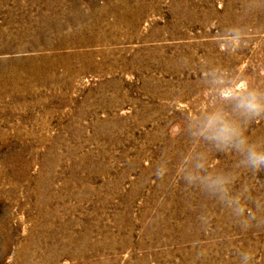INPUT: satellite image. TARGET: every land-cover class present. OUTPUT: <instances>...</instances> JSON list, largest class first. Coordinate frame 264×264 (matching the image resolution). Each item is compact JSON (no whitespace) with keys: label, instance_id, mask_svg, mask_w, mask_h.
Returning a JSON list of instances; mask_svg holds the SVG:
<instances>
[{"label":"rangeland","instance_id":"rangeland-1","mask_svg":"<svg viewBox=\"0 0 264 264\" xmlns=\"http://www.w3.org/2000/svg\"><path fill=\"white\" fill-rule=\"evenodd\" d=\"M243 5L0 0V264H240L242 250L264 264V226L242 230L176 174L206 147L183 131L210 103L205 66L264 83V8ZM232 25L248 37L235 54L217 43ZM238 159L211 165L264 199V172Z\"/></svg>","mask_w":264,"mask_h":264},{"label":"clouds","instance_id":"clouds-1","mask_svg":"<svg viewBox=\"0 0 264 264\" xmlns=\"http://www.w3.org/2000/svg\"><path fill=\"white\" fill-rule=\"evenodd\" d=\"M246 11L264 8V0H244ZM229 54L247 47V29L239 25L226 28L217 41ZM187 63V61H185ZM203 85L209 93L207 107L186 119L183 131L203 150L193 149L184 154L176 167V174L188 189H196L228 209L238 226L247 231L253 226H264V199L251 197L247 185L234 191L238 179L231 171L215 169L211 165L214 153H235L237 167L251 173L264 172V138L253 139L248 128L258 120H264V83L237 76L235 72L220 66H205ZM169 161L165 158L155 168V176L163 179L169 173ZM251 203L253 208H249ZM202 225L209 224V217H199ZM240 264H255L249 250L239 252Z\"/></svg>","mask_w":264,"mask_h":264}]
</instances>
